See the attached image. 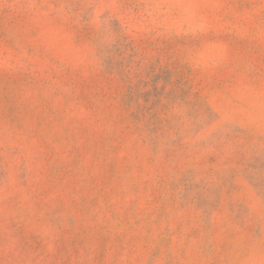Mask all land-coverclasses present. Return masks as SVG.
Listing matches in <instances>:
<instances>
[{
  "label": "rangeland",
  "instance_id": "obj_1",
  "mask_svg": "<svg viewBox=\"0 0 264 264\" xmlns=\"http://www.w3.org/2000/svg\"><path fill=\"white\" fill-rule=\"evenodd\" d=\"M0 264H264V0H0Z\"/></svg>",
  "mask_w": 264,
  "mask_h": 264
}]
</instances>
